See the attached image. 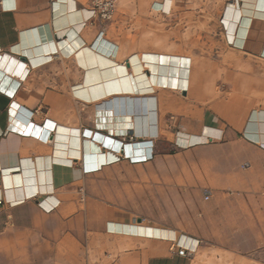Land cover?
<instances>
[{"label": "crops", "instance_id": "crops-1", "mask_svg": "<svg viewBox=\"0 0 264 264\" xmlns=\"http://www.w3.org/2000/svg\"><path fill=\"white\" fill-rule=\"evenodd\" d=\"M257 1L239 0L237 5L235 0H227L219 20L220 38L225 37L228 46L239 48L244 57L264 62L261 54L264 8H258ZM134 2L137 0H121V10L116 11L113 19L99 24L86 22L89 0H0V264H49V256L50 264H77L81 255L96 252L97 240L101 241L99 249H104V253L122 256L118 264H128L129 260L135 264H175L177 261L167 241L156 244L155 240L149 241L144 249L138 245L137 238L146 237L124 232L125 226L143 223H133L132 213L122 207L120 200L111 204L91 197L96 188L89 182L91 176L122 163L119 157L123 155L110 160L106 149L89 139L88 146L84 142L83 152L78 149L82 154L70 155L72 163L64 165L55 161L57 149L52 139H45L40 133L34 137L23 134L28 122L41 127L52 121L57 127L61 124L83 131L98 130L124 142H128L129 136L133 142L143 140L132 129H127L124 135L100 126L106 122L96 115L97 104L106 97L136 94L113 91L107 86L98 87L95 94V83L90 82L97 75L96 78L106 75L102 69L97 72L95 66H90L93 53L113 59L115 64L132 71L131 59L139 55L134 53L138 30H159L163 23L169 40L176 43L174 32L179 27L177 15L181 14L177 10L178 0H153L151 7H139ZM247 18L258 20L250 27L251 38L247 36L245 46L241 47L237 45L239 33L248 25ZM79 25H82L80 30L76 29ZM101 31L104 35H100ZM49 48L55 50L49 51ZM80 53L85 55L83 59ZM139 56L143 57L148 76L155 79V89L142 94L155 97L158 138L176 132V143L184 148L179 141L188 138L196 123L200 131L193 140H205L189 148L214 150L207 163L213 175L207 186L218 191L221 201L212 204L205 219L212 234L206 231L201 237L230 240L232 248L241 249L239 253H257L264 248V144L247 137L246 131L254 111H264V88L263 101H260L255 97L259 90L251 83L250 75L247 99L217 102L210 112L206 107L197 106L207 102L208 96L202 85L190 87V58L167 53ZM68 61L73 64L67 68ZM65 78H72L70 86L65 85ZM86 79L90 80L88 85ZM69 90L75 98L71 110L64 103ZM237 90L244 94L241 88ZM87 105H94V109L89 107L84 111L82 108ZM16 106L24 107L31 116L22 113L16 118ZM53 135L54 132L51 138ZM153 152L154 146L152 155ZM210 192L211 199L213 192ZM227 195L231 198L227 199ZM246 200L250 204L245 208L242 203ZM245 234L248 247L239 242ZM126 236L137 237L132 251L124 245Z\"/></svg>", "mask_w": 264, "mask_h": 264}, {"label": "rangeland", "instance_id": "rangeland-1", "mask_svg": "<svg viewBox=\"0 0 264 264\" xmlns=\"http://www.w3.org/2000/svg\"><path fill=\"white\" fill-rule=\"evenodd\" d=\"M152 2L153 0H137L133 4L151 7ZM226 5L227 0H178L177 10H180L181 14L177 15L179 27L174 32L176 43L169 40V33L165 31L166 25L162 22L161 29L138 30L134 38V42L137 43L134 48L136 54L167 53L190 58L192 60L190 87L202 85L206 88L208 96L207 102L197 106L206 107L210 112L217 102L230 101L234 98L247 99L250 75L251 83L259 90L255 97L263 101L264 62L244 57L239 48L228 46L226 38L223 37L225 43L220 38L219 20ZM120 6L121 0L118 2L117 10H121ZM147 55L145 54L149 57ZM72 64V61H68L66 67ZM71 81L72 78H65V85L70 86ZM147 85L152 86V90L155 89V79L152 76ZM237 88H241L244 94H239ZM179 92L177 93L181 94ZM74 101L72 90H69L64 96L65 108L71 110ZM89 107L94 109V105H87L82 109L87 112ZM106 121L108 119L104 120ZM100 126L125 135L127 129H132V121L130 118H110L106 125ZM177 138L175 132L174 135L154 139V159L151 161L133 163L131 160H122V163L91 176L89 182L96 187L91 197H95L97 201L105 199L111 204L120 200L122 207L132 213L135 219L133 223L170 229L176 233L177 239L183 235L196 239L199 248L195 252L179 246L177 239L165 240L172 247L171 254L176 256L175 264H264V248L257 253H239L241 249L232 248L230 240L201 237L206 231L212 234L209 232L211 227L207 225L205 219L211 211L212 204L217 200L221 201L218 199V191L207 186L213 177L207 163L214 150L181 148L176 143ZM127 139L128 143L132 142L130 136ZM204 140H193L190 147L196 145L197 141ZM206 190L213 192V197L209 201L204 200ZM229 193L231 194V191ZM226 197L231 198L228 195ZM227 201L231 203L230 200ZM82 204L85 207L87 200ZM249 204L248 200L245 204L242 203L245 208ZM245 218H248V213ZM107 234L120 236L108 232ZM134 238L137 237L125 238L127 243L124 245H127L128 251H132L136 246ZM137 239L138 245L144 249H147L149 241L155 240V244L163 241ZM96 242V252L81 255L77 264L119 263L122 256L104 253V249H99L101 241ZM239 242L248 247L247 234ZM50 262L49 256V264ZM128 264H135V261L129 260Z\"/></svg>", "mask_w": 264, "mask_h": 264}, {"label": "bare ground", "instance_id": "bare-ground-1", "mask_svg": "<svg viewBox=\"0 0 264 264\" xmlns=\"http://www.w3.org/2000/svg\"><path fill=\"white\" fill-rule=\"evenodd\" d=\"M70 4L72 5V3H70ZM257 4H258L257 5L258 8H260V9L264 8V0H258ZM256 9H257V7H256ZM257 20L258 19H255V18H253V19L247 18L246 22L248 25L245 26V28H243L239 33V38H238V43H237L238 46L244 47L247 36L249 37V39L251 38L249 36L250 27H252L251 26L252 23L257 21ZM81 28H82V25H79L76 27V29H78V30H80ZM256 30H257V28H256ZM259 30H261V29H259ZM229 31H230V29H229ZM252 35L255 36V34H253V32H252ZM63 43L65 44V42H63ZM63 43H61V44H63ZM60 47H62V46H60ZM48 50L52 51V50H55V48H49ZM56 50H57V47H56ZM83 50H85V49H83ZM65 53H66V51H65ZM84 53L86 54V52H84ZM261 54L262 55L264 54V45L261 48ZM80 55H81V53H80ZM93 55H94V58L89 59L90 60L89 61L90 66L91 67L95 66L96 67L95 71H97V72L100 71V69H102L104 74H106V75H104V77L102 76L100 78H96L98 76L96 74L97 76L95 77V79H93L91 81L89 79H86V85H88L89 81L92 83H95V87H94V89L96 88L95 94H97V92L99 91V89H97V88L102 87V86H107V88L108 87L113 88L112 89L113 91H115V90L116 91H121V90L126 91L127 90V91H130L131 94H136V95H116V96H112V97H108V98L106 97V99H103L102 101H100L97 104L96 115H97L98 119L99 120H101V119L107 120L108 119V121H106V122H109L110 118H118V119L130 118L132 121V131H134L138 137L143 138V140H137V141H134V142L132 141V142L128 143V142H124L123 140L116 139V137H112V136L103 134L101 132H97L98 130L97 131H94V130L83 131L80 128H72V127H69L66 125H61V124L59 125V127H57V125L52 121H47V123L42 125L41 127L36 125L33 122H31V123L28 122L27 127L24 130V132H28V133L30 132L33 134L40 133V135L42 137L44 136L45 139H48L50 141L52 139V142H55V146L57 149L56 150L57 157L55 158V161L62 163L64 165H69L72 163V160L69 159L70 155L78 156V155L82 154L83 148H84V142L86 143V146H88V142H90L89 139L95 140L96 142L100 143L101 146L104 149H106L110 160H113L114 158H116L117 155H123V156L130 158V159L131 158H133V159L139 158L142 156L141 154H145V155H143L145 157L152 156L154 139H156L159 136L157 110H156L157 107L155 104V97L154 96L142 94V93H145V91L150 90L151 86L148 87V85H147V82L150 80V77L148 76L147 72L145 71V65H144L141 57L138 55V56H134L131 59V66L130 67H132V71H128L126 66H119V65L115 64L113 59L112 60L106 59L102 55H100V54L98 55L96 53H93ZM83 56H85V55H83ZM83 56H82V59H83ZM7 61H9V60H7ZM1 63H4V62H1ZM10 63H12V62H10ZM126 73H127V75L125 77H123V78L119 77L120 74L123 75ZM18 74H16V76ZM24 78H25V76H24ZM18 81H20V80H18ZM17 84H19V83H17ZM12 86H13V84H12ZM112 90H109V91L112 92ZM17 91H16V93H17ZM8 93L11 94L10 92H8ZM121 94H123V93L121 92ZM83 97L88 98L87 95H83ZM16 107H17V110L14 112V115L16 118H19L22 113H24L26 115H30L29 111L23 109L24 107L23 108H20L19 106H16ZM116 110H118V112H116ZM23 122H25V121H23ZM112 122L113 121H111V123ZM112 124H114V123H112ZM194 124L191 127L190 134L188 133L189 134L188 138L186 140L179 141L181 146H183L184 148H189L193 139L198 137V132L200 131V128H198V130H197L196 126L199 127V125H197L196 123H194ZM52 130L54 132L53 138H51L52 135L50 136V133ZM207 132H209V130ZM246 136L252 140L263 142V144H264V111H258V112L254 111V114L251 117V121L247 127ZM78 149H81L82 152H81V150H78ZM76 159H78V158H76ZM50 165H52V164H50ZM6 180H7V178H6ZM123 230H125L124 232H127L129 235L131 233H137V234H140L146 238H154V239H160V240L177 239L176 235H175L176 233L174 231H172L170 229H166V228L156 227V226L140 224V225H136L134 227L133 226H125V228L123 227ZM132 236H134V235L132 234ZM183 236H181L180 238L177 239L178 245L181 247H184V248H186L192 252L197 251L199 248L198 247L199 242L196 239L190 240V239H188V237L184 236L185 237L184 238Z\"/></svg>", "mask_w": 264, "mask_h": 264}, {"label": "built area", "instance_id": "built-area-1", "mask_svg": "<svg viewBox=\"0 0 264 264\" xmlns=\"http://www.w3.org/2000/svg\"><path fill=\"white\" fill-rule=\"evenodd\" d=\"M118 2L119 0H89V16L86 22H89V23L97 22L99 24H106L110 22L113 19L117 11ZM235 3L239 5V0H235ZM221 22L223 24V20ZM100 35H104V31H101ZM23 134L29 137H32V136L34 137V134L30 132L29 133L24 132ZM52 134H53V130L50 133V136ZM153 156H154V152H153V155L150 157L141 156L139 158H135V159L131 158L127 160H131L133 163H144V162L151 161L153 159ZM124 159L125 158L123 156H120L119 162ZM203 196L205 200H209L211 197V192L206 191ZM1 203H2V200H0V204ZM6 203L11 207L13 206V203L7 202V200H6ZM185 250H188V249L185 248Z\"/></svg>", "mask_w": 264, "mask_h": 264}]
</instances>
